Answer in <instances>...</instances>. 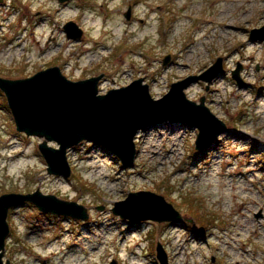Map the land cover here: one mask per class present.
Wrapping results in <instances>:
<instances>
[{"label": "rangeland", "instance_id": "374dc122", "mask_svg": "<svg viewBox=\"0 0 264 264\" xmlns=\"http://www.w3.org/2000/svg\"><path fill=\"white\" fill-rule=\"evenodd\" d=\"M69 22L84 31L81 39L68 37ZM263 27L264 0H0L1 77L57 66L73 81L104 75L101 94L144 79L159 100L222 58L223 74L186 94L197 103L206 97L229 128L203 152L199 131L185 124L142 131L130 169L86 141L68 152L66 179L49 174L44 140L18 131L0 90V197L40 190L90 212L82 221L31 203L11 209L5 261L160 264L161 243L170 264H264V41L250 39ZM239 65L244 86L233 78ZM141 191L164 196L184 220L134 223L114 214L116 203Z\"/></svg>", "mask_w": 264, "mask_h": 264}, {"label": "water", "instance_id": "95a60500", "mask_svg": "<svg viewBox=\"0 0 264 264\" xmlns=\"http://www.w3.org/2000/svg\"><path fill=\"white\" fill-rule=\"evenodd\" d=\"M60 1L66 3L73 0ZM126 18L131 20L132 9ZM65 31L74 40L84 35L74 22H69ZM250 39L264 41V27L253 30ZM170 61L171 56H168L164 65ZM242 69L239 65L233 72V78L240 86H244ZM223 72V59L219 58L204 75L172 84L169 93L159 100L151 96L150 87L144 79L101 94L99 86L104 75L73 81L57 66L26 79L12 80L0 76V90L8 99L18 131L44 140L39 148L48 164L49 174L68 179L72 175L68 159L72 148L86 141L93 142L108 149L126 169H130L134 167L138 153L137 135L166 123L185 124L197 129V151L212 148L218 138L228 133L229 128L207 106L206 97L197 103L188 98L186 90L200 80L211 83ZM26 203L35 205L45 214L82 221L90 219V212L85 206L55 195H45L40 190L31 194H4L0 197V264H12L10 260L5 261L11 232L9 213ZM99 209L104 210V207ZM113 212L134 223L184 220L183 214L172 203L151 191L130 193L126 200L116 203ZM157 257L160 264H170L168 253L161 243L157 247ZM111 264L119 263L114 260Z\"/></svg>", "mask_w": 264, "mask_h": 264}]
</instances>
